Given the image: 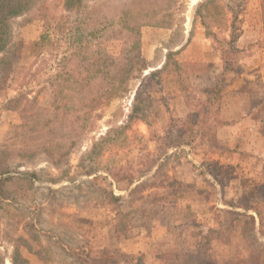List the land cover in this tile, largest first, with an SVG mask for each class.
I'll list each match as a JSON object with an SVG mask.
<instances>
[{
  "label": "rangeland",
  "instance_id": "1",
  "mask_svg": "<svg viewBox=\"0 0 264 264\" xmlns=\"http://www.w3.org/2000/svg\"><path fill=\"white\" fill-rule=\"evenodd\" d=\"M202 2L211 18L207 31L196 14ZM171 21L140 29L146 69L133 90L94 113L92 130L59 166L46 160L20 107L10 109L6 99L27 92L36 107L51 108L53 94L43 83L55 55L71 47L56 42L41 21L12 22L15 50L0 71L11 75L22 67L34 76H17L0 99V264H160L162 254H194L197 243L213 264L253 256L264 264V0H179ZM105 35L81 56H116L119 43ZM231 36L238 72L225 73L220 48ZM170 53L171 64L152 80L160 85L148 86L144 78L161 70ZM178 82L212 103L204 106L205 124L177 139L174 127L168 131L169 115L177 110L175 117L183 119L188 112L172 95L179 94ZM141 91L148 109L134 115V95ZM78 92L67 86L59 103L76 108ZM119 169L134 182L120 179ZM140 182L146 183L142 196L154 190L171 196V203L149 211L131 202L128 192Z\"/></svg>",
  "mask_w": 264,
  "mask_h": 264
},
{
  "label": "trees",
  "instance_id": "2",
  "mask_svg": "<svg viewBox=\"0 0 264 264\" xmlns=\"http://www.w3.org/2000/svg\"><path fill=\"white\" fill-rule=\"evenodd\" d=\"M109 2L111 0H0L1 66L6 64L4 57L14 53L16 40L13 35L12 22L19 18L43 22L45 29L54 31L56 42L61 40L66 42L67 40L68 46L71 47L70 52L63 53L59 58L56 56L57 54L55 55V64L49 70L50 72L43 83V89L49 87L53 94L51 108L36 107L34 98L28 100L27 92L19 91L16 96L6 99L10 109L20 107L24 125L30 131L27 133L32 135L33 139L40 141L38 149L54 166L65 164L68 156L76 149L81 139L92 130V120L97 110L109 101L120 99L133 90L131 85H135L142 71L146 69L145 62L139 56L138 32L145 26H170L179 0H119L112 4ZM204 4L202 2L198 5L196 14L199 15L198 17L207 31L209 29L208 20L211 18L209 13L202 11L203 8H206ZM110 6L112 7L111 12H109ZM101 33L107 34L104 39L114 38L111 42L119 43L118 54L110 56L107 53L97 52L90 60H88L90 57L83 58L81 52L85 46L90 45L93 41L100 40L102 43ZM210 38L213 39L214 36H210ZM41 39H46V36H42ZM233 45L232 36L229 40H222L220 58L225 73H234L237 70L235 61L239 51ZM172 56V53L168 55L161 70L151 72L144 78L145 80L143 79L148 86L160 85L159 81L153 83L152 80L171 64ZM173 64H176V61ZM17 76H22L24 79L26 76L34 75L22 67H16L12 70L11 75H6L3 68L0 71V99L5 98L9 85L18 79ZM178 83H180L179 94L172 95L175 96V100L178 101L185 113L188 112L183 116V119L175 117L174 112L177 110L172 111L169 115L168 126L170 128L168 131L172 134L171 127H174L177 132L176 138L190 133L192 126L204 125L206 122L204 115L207 113L204 106H210L212 103L201 97L196 98L187 91V88L184 90L181 82ZM67 86H74L79 91L76 108H68L59 103ZM218 91L219 88H214V94ZM140 94L134 95L131 109L134 115L148 109V105L145 104L146 100L141 102L139 99L143 95V91ZM149 95L146 97L147 100ZM179 122L182 124L178 125ZM168 131L166 132L167 139L170 134ZM168 143L170 145L169 141ZM119 170L122 171V174H118L121 176L120 179L128 180V183L134 182L133 174H129L130 172L126 169ZM2 174L3 170L0 168V175ZM115 176L117 177V174ZM115 176L112 174L111 177L115 180L117 179ZM138 180L135 181L138 182ZM144 184L146 183H137L128 192V197H132L131 202L139 200L148 205L149 211L150 209L155 211L160 203L163 205L171 203V196L159 195L154 190V192L151 191L142 196L140 193L146 189ZM111 197L119 199L113 195ZM230 211L223 210V213L229 216L233 214ZM254 211L258 219V227H261L263 221L256 208ZM249 218L252 227H254L255 218L252 216ZM220 228L221 226L209 230L205 237L218 234ZM201 245L196 244L198 249L192 255L162 254L159 257V263L175 264L178 262L177 260L181 259L183 264H213V260L211 261L209 257H206L207 255L202 253L204 246ZM235 261L234 264H261L260 259L255 256Z\"/></svg>",
  "mask_w": 264,
  "mask_h": 264
}]
</instances>
